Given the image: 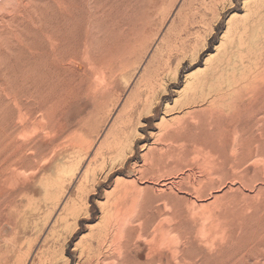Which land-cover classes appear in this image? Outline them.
I'll return each mask as SVG.
<instances>
[{"label":"rangeland","instance_id":"374dc122","mask_svg":"<svg viewBox=\"0 0 264 264\" xmlns=\"http://www.w3.org/2000/svg\"><path fill=\"white\" fill-rule=\"evenodd\" d=\"M111 3L92 92L26 139L57 157L0 160V264H90L109 224L102 264H264V0Z\"/></svg>","mask_w":264,"mask_h":264},{"label":"bare ground","instance_id":"6f19581e","mask_svg":"<svg viewBox=\"0 0 264 264\" xmlns=\"http://www.w3.org/2000/svg\"><path fill=\"white\" fill-rule=\"evenodd\" d=\"M111 1L49 0L44 14L32 6L29 8L28 0L24 4L21 0L4 21L6 34L0 38V160L5 165L17 160L23 166L31 162L37 165L42 160L43 167L57 157L56 151L47 158V153L41 150L30 156L27 151L36 144L26 139L35 128L37 132H44V137L39 138L43 145L50 129L56 128L52 136L59 138L63 124L58 115L65 96L78 91L83 81L89 82L92 92V76L107 66L91 58L85 38L94 42L98 29H111L106 25L115 11ZM25 19L29 23L23 24ZM85 31L87 36H84ZM20 137L25 140L18 143L16 138ZM118 230L124 229L122 226L115 229L111 224L106 226L104 235L95 243L97 254L90 256V264H102L103 252L113 243L111 234ZM119 264L129 263L121 255Z\"/></svg>","mask_w":264,"mask_h":264}]
</instances>
